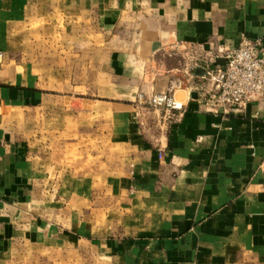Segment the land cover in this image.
<instances>
[{"label":"crops","instance_id":"obj_1","mask_svg":"<svg viewBox=\"0 0 264 264\" xmlns=\"http://www.w3.org/2000/svg\"><path fill=\"white\" fill-rule=\"evenodd\" d=\"M3 1L14 20L54 7L88 47L41 61L55 71V93L32 63L0 65V264L19 240L54 250L87 243L109 264H264V100L227 113L200 100L211 87L207 59L224 64L241 33L264 50V0ZM167 91L182 110L148 103ZM99 141L103 172L49 171L65 151L96 154Z\"/></svg>","mask_w":264,"mask_h":264},{"label":"rangeland","instance_id":"obj_2","mask_svg":"<svg viewBox=\"0 0 264 264\" xmlns=\"http://www.w3.org/2000/svg\"><path fill=\"white\" fill-rule=\"evenodd\" d=\"M3 4L7 6L6 0L3 1ZM0 11V65L3 64V67L6 68L7 63L10 61L16 63L15 60L18 61V64L24 61L32 63L33 69L31 75L41 79L44 83L43 87L47 85V88L43 89L44 91L55 93L56 88L52 85V82L54 84L55 81V71L49 72L46 69H39L41 67V61H49L54 64L55 57L48 56V54L52 53L54 55L57 49H63L66 54V52L73 47L86 48L88 47V41L75 39L78 38V36H74L75 34L71 30L72 22L69 21L70 19L64 18V20H62V17H57L54 7L53 9H49L48 15H37L36 18L25 16L17 18V20H14L10 16L8 17L7 7H1ZM81 30H83L82 27ZM95 42L96 44L94 46L96 47L102 45L98 41ZM45 54H47V56ZM64 57L66 60L71 59V56L65 55ZM70 75L71 73L66 71L64 73L65 79L68 80ZM60 91L62 90L60 89ZM63 91L64 95L73 96L78 94V89L74 91L71 87L65 86ZM65 107L70 108L71 103H66ZM24 112L23 109L16 111V114L20 116L15 120L16 132L20 135H23L24 130ZM26 112L28 115H34L33 111ZM33 122V130L39 133L42 121L35 120ZM49 122H53L54 126V121ZM64 123L65 132L61 139L65 143L66 148V143L71 141L72 138L67 135L69 134L68 131L70 132V128L69 130L66 129L67 121L65 120ZM103 125L104 115L103 111H100L96 115L92 128H94L97 133L103 129ZM83 131L82 129L81 132ZM54 138L55 136L52 138L53 141H55ZM80 139L83 145L86 146L87 136H80ZM91 142L92 141L88 142V144H91ZM50 144L51 141L49 140V145ZM52 144L53 145L49 148L50 151L55 148V143L53 142ZM85 146H82L83 149H85L84 151H82V149H80V151L75 149L74 152H76V154L65 151L60 161H53L49 171L55 174L59 173V175L103 172V144L101 141L90 145L93 146L91 149H94L96 154L93 153L92 150V152H89ZM73 158L78 159L80 166H75L77 161L73 163ZM56 163L58 167H55ZM82 218L81 216V219ZM69 226L70 223L67 222L64 228L71 229ZM68 236L71 238V233H66L63 237L64 240H66ZM83 238H86V236L80 233L79 239ZM63 244H65L63 247L54 250L39 245L34 246L27 244L20 240L15 241L13 248L8 251V253H4L5 257H3V260H7V262L3 264H109L108 261L103 258V252L101 250L98 251V249L88 247L87 243L80 244V246L76 247L77 249L71 247V245H66V241H64ZM75 256L79 257L76 258Z\"/></svg>","mask_w":264,"mask_h":264},{"label":"built area","instance_id":"obj_3","mask_svg":"<svg viewBox=\"0 0 264 264\" xmlns=\"http://www.w3.org/2000/svg\"><path fill=\"white\" fill-rule=\"evenodd\" d=\"M224 58V64H215L212 57L205 61L203 77L211 87L200 95L201 103L210 111L227 113L242 110L252 100H264L261 39H252L241 33L238 45L225 50ZM148 103L171 112L183 109L182 103L169 91L153 94Z\"/></svg>","mask_w":264,"mask_h":264}]
</instances>
